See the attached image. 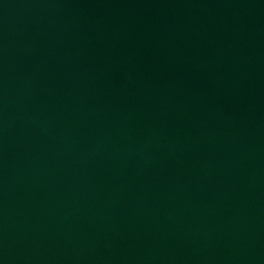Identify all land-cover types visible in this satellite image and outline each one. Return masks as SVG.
Returning a JSON list of instances; mask_svg holds the SVG:
<instances>
[{
  "label": "water",
  "instance_id": "water-1",
  "mask_svg": "<svg viewBox=\"0 0 264 264\" xmlns=\"http://www.w3.org/2000/svg\"><path fill=\"white\" fill-rule=\"evenodd\" d=\"M0 264H264V0H0Z\"/></svg>",
  "mask_w": 264,
  "mask_h": 264
}]
</instances>
